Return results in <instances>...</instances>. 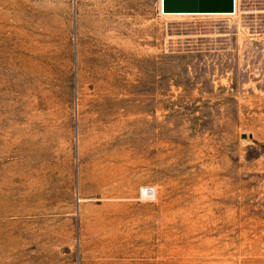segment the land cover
Masks as SVG:
<instances>
[{
	"label": "rangeland",
	"instance_id": "374dc122",
	"mask_svg": "<svg viewBox=\"0 0 264 264\" xmlns=\"http://www.w3.org/2000/svg\"><path fill=\"white\" fill-rule=\"evenodd\" d=\"M0 264H264V0H0Z\"/></svg>",
	"mask_w": 264,
	"mask_h": 264
},
{
	"label": "water",
	"instance_id": "95a60500",
	"mask_svg": "<svg viewBox=\"0 0 264 264\" xmlns=\"http://www.w3.org/2000/svg\"><path fill=\"white\" fill-rule=\"evenodd\" d=\"M235 0H161L162 12H233Z\"/></svg>",
	"mask_w": 264,
	"mask_h": 264
},
{
	"label": "bare ground",
	"instance_id": "6f19581e",
	"mask_svg": "<svg viewBox=\"0 0 264 264\" xmlns=\"http://www.w3.org/2000/svg\"><path fill=\"white\" fill-rule=\"evenodd\" d=\"M160 5H161V0H160ZM234 11H235V10H234ZM234 11H233V12H234ZM161 12H162V11H161ZM233 12H162V13H164V14H176V13H177V14H178V13H181V14H182V13H183V14H184V13H188V14H189V13H191V14H192V13H202V14H205V13H233ZM151 193H154V192L151 191Z\"/></svg>",
	"mask_w": 264,
	"mask_h": 264
},
{
	"label": "built area",
	"instance_id": "2783aa9c",
	"mask_svg": "<svg viewBox=\"0 0 264 264\" xmlns=\"http://www.w3.org/2000/svg\"><path fill=\"white\" fill-rule=\"evenodd\" d=\"M150 192H151V188H150V186H145L144 187V193H146V195H150Z\"/></svg>",
	"mask_w": 264,
	"mask_h": 264
}]
</instances>
